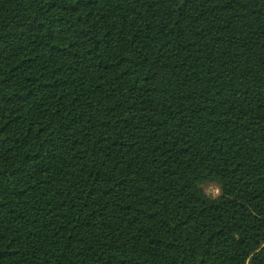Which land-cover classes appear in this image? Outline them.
I'll list each match as a JSON object with an SVG mask.
<instances>
[{
	"label": "trees",
	"instance_id": "16d2710c",
	"mask_svg": "<svg viewBox=\"0 0 264 264\" xmlns=\"http://www.w3.org/2000/svg\"><path fill=\"white\" fill-rule=\"evenodd\" d=\"M0 264H264V0H0Z\"/></svg>",
	"mask_w": 264,
	"mask_h": 264
},
{
	"label": "rangeland",
	"instance_id": "374dc122",
	"mask_svg": "<svg viewBox=\"0 0 264 264\" xmlns=\"http://www.w3.org/2000/svg\"><path fill=\"white\" fill-rule=\"evenodd\" d=\"M204 190L207 194L211 195V196H216L219 193V189L216 185H214L213 183H207L204 185Z\"/></svg>",
	"mask_w": 264,
	"mask_h": 264
}]
</instances>
